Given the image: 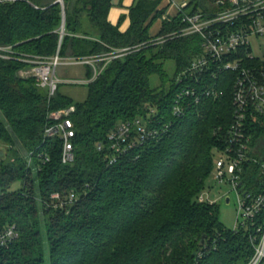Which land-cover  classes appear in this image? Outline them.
Instances as JSON below:
<instances>
[{"label":"trees","instance_id":"1","mask_svg":"<svg viewBox=\"0 0 264 264\" xmlns=\"http://www.w3.org/2000/svg\"><path fill=\"white\" fill-rule=\"evenodd\" d=\"M30 1L40 9L23 0L0 5V45L44 58L143 47L113 59L88 86L82 102L59 90L48 99L33 78L18 76L27 64L0 59V144L6 154L0 161V226L15 225L19 232L12 246L0 249V264H249L255 254L254 232L226 229L219 221V206L199 201L216 151L227 145L237 73L219 74V100L191 102L183 118H173L175 79L201 54V38L154 44L183 27L177 16L150 35L153 23L165 13L158 10L162 0H135L125 32L120 30L125 17L117 25L109 21L113 0H65L62 38L61 5L56 0ZM219 1L191 0V12H216ZM251 52L241 49L243 65L264 84V60L247 58ZM167 60L176 64L173 79L164 67ZM87 76H92L91 69ZM153 76L161 82L158 87L151 86ZM71 106L75 159L64 164L61 141L46 139L44 131L51 124L50 113ZM152 109L161 124L170 123L162 138L110 165V132L120 123L147 119ZM247 132L249 157L264 161V115H254ZM99 143L104 144L102 151ZM47 155L50 160L43 164ZM261 181L259 166L245 163L243 193L257 194ZM17 182L23 184L19 192L11 190ZM71 192L76 201L66 209L50 204L52 194L65 198ZM256 221L264 228V210Z\"/></svg>","mask_w":264,"mask_h":264},{"label":"built area","instance_id":"2","mask_svg":"<svg viewBox=\"0 0 264 264\" xmlns=\"http://www.w3.org/2000/svg\"><path fill=\"white\" fill-rule=\"evenodd\" d=\"M19 0H0V5L15 3ZM35 9H40L30 0H23ZM65 14V0H56ZM170 3L175 5L172 0ZM220 8L216 12L198 11L188 12L191 0H182L178 5V16L183 27L171 34L160 36L154 44H161L169 39L198 35L201 38V54L186 67L176 78L178 92L173 100V118L181 119L186 111L201 103V99L211 97L219 100L222 96L216 80L224 72L237 73L233 83L234 121L227 131V145L223 150H217L214 159L212 176L217 184H229L238 194V224L234 231L244 230L254 232L251 243L255 254L249 264H264V228L257 225V217L264 210V161L249 157L250 136L247 124L254 115H264V84H262L250 67H245L244 57L240 55L243 48H251L250 39L264 35V0H223L218 2ZM62 20V25H63ZM61 25V38L65 35V28ZM142 45L133 48L114 50L106 54L86 57L61 58L56 54L50 58L31 56L16 52L14 46L0 45V59L4 61L17 60L28 65L20 69L18 76L23 79L33 78L37 86L46 91L48 99L56 95L60 80L56 70L60 65L86 66L91 69L92 76L81 83L89 86L103 73L107 65L118 57L139 51ZM253 53L247 58L252 59ZM190 81V82H189ZM211 81V82H210ZM209 82V83H208ZM75 107L61 109L50 113L51 124L46 126L44 136L48 140L61 141L62 162H74L73 139L76 136L72 114ZM158 112L152 109L148 118H138L132 122L120 123L107 137L110 147V165L117 163L130 151L142 149L149 141L159 140L167 131L169 124H161L157 118ZM172 123V122H171ZM104 144H97L98 151H102ZM50 157L44 156L41 161L47 163ZM252 161L257 164L261 172V186L257 194L243 193L241 178L245 163ZM31 166V158L28 167ZM76 201V194L71 192L65 198L60 194L51 195L50 204L54 208L66 209ZM201 203L215 204L204 195L199 197ZM19 238L15 225L0 226V249H8Z\"/></svg>","mask_w":264,"mask_h":264},{"label":"rangeland","instance_id":"3","mask_svg":"<svg viewBox=\"0 0 264 264\" xmlns=\"http://www.w3.org/2000/svg\"><path fill=\"white\" fill-rule=\"evenodd\" d=\"M47 1V0H46ZM175 5H181L182 0H172ZM120 0H113V4L119 5ZM193 8L190 7L188 12ZM210 9H213L212 4L209 5ZM203 11V10H202ZM173 17L167 14L162 17V21H172ZM160 28V20L153 23L151 27V33L156 34ZM251 49L253 55L257 58L264 60V37L257 38L252 37L250 39ZM165 70L169 75L170 79L175 77L176 64L173 60H167L164 63ZM56 76L61 81L59 84V92L64 96L73 99L76 102H82L86 99L88 94V86L81 83H73L76 81H84L87 78V68L86 66H74V65H60L56 70ZM176 80V79H175ZM160 80L157 76L151 78V86L158 87L160 85ZM44 92H46L44 90ZM6 156L5 149L0 144V161ZM23 187L21 182H17L11 190L20 191ZM25 190L22 191V193ZM204 193L205 197L210 201L216 202L219 206V221L228 230H234L238 224V194L229 184H217L214 181L213 176L209 178V184L202 191L200 196ZM230 198V203L227 204L226 199Z\"/></svg>","mask_w":264,"mask_h":264},{"label":"crops","instance_id":"4","mask_svg":"<svg viewBox=\"0 0 264 264\" xmlns=\"http://www.w3.org/2000/svg\"><path fill=\"white\" fill-rule=\"evenodd\" d=\"M134 1L135 0H120L119 5H116V6L114 5L110 11L109 21L113 25H117L119 23L121 17H125L121 23V26H120V30L122 32H125L130 26L129 8L132 6ZM158 10H165V13L163 14L162 17H164L166 15V13L170 14L173 18H176L178 16V5L171 4L170 0H162L161 4L158 7ZM162 17L157 19V20H160L159 31L161 30L162 23H163ZM159 31L156 34H152L151 28H150L149 33L151 36H155L159 33ZM263 37H264V35L259 37V38H263ZM252 53H253V51H252Z\"/></svg>","mask_w":264,"mask_h":264},{"label":"water","instance_id":"5","mask_svg":"<svg viewBox=\"0 0 264 264\" xmlns=\"http://www.w3.org/2000/svg\"><path fill=\"white\" fill-rule=\"evenodd\" d=\"M62 27H63V29L65 28V14H64V20H63V25H62ZM226 202H227V204H229V203H230V198H227V199H226ZM202 243H204V238H203V240H202Z\"/></svg>","mask_w":264,"mask_h":264}]
</instances>
